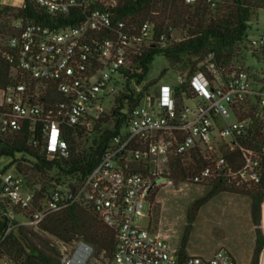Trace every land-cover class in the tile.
Instances as JSON below:
<instances>
[{"label": "built area", "instance_id": "built-area-1", "mask_svg": "<svg viewBox=\"0 0 264 264\" xmlns=\"http://www.w3.org/2000/svg\"><path fill=\"white\" fill-rule=\"evenodd\" d=\"M118 1L0 0L3 130L18 131L28 121L40 122L49 157H67L68 128L89 129L108 111L106 98L113 97L111 109L115 106L119 86L125 84L136 56L155 43L167 46L165 35L155 39L152 22L136 27L117 19ZM208 1L213 8L219 2ZM29 2L51 18H69L76 11L84 18L75 25L52 28L26 14ZM247 40L249 48L241 53L240 64L223 68L209 61L206 70L197 71L189 81L191 95L177 96L176 86L169 84L162 85L159 93L149 91L128 111L120 132L78 186L58 184L38 197L17 169L1 176L0 217L10 218L5 236L22 226L38 228L50 214L78 203L94 209L117 231L110 264H180L179 245L172 242V235L136 221L137 216L151 218L154 190L163 182L173 183L168 178L173 153H198L205 161L191 182H182L185 186L214 180L236 187L264 182V69L249 67L244 54L249 50L257 59L264 58V32L258 41L248 36ZM185 97L198 99L194 110L185 104ZM226 152L240 153V166ZM146 202L149 214L143 212ZM57 242L61 264L100 263L94 246L80 237ZM263 259L264 252L259 264ZM0 264L14 262L0 259ZM184 264H237V260L220 247L210 256L189 254Z\"/></svg>", "mask_w": 264, "mask_h": 264}, {"label": "trees", "instance_id": "trees-1", "mask_svg": "<svg viewBox=\"0 0 264 264\" xmlns=\"http://www.w3.org/2000/svg\"><path fill=\"white\" fill-rule=\"evenodd\" d=\"M261 9H264V0H219L214 8L208 0H197L192 4L186 3V0H119L114 10L117 19L128 20L136 27L146 21L152 22L155 39L165 35L167 46L161 47L155 43L141 56H136L134 65L126 71L125 87L117 97L112 113L105 112L94 121L91 132L95 135L90 146L82 147L80 141V137L89 130L71 127L64 135L69 145V156L56 154L51 158L42 124L28 121L18 131L3 130L0 127V158L22 155L16 169L28 180L27 187L38 197L46 196L58 184L78 186L100 162L111 140L128 119V111L138 106L149 92L151 85L142 84L156 55L163 53L170 68L183 66L187 76L176 86V94L191 95L190 78L197 71L206 70L209 61L223 68H230L239 61L243 50L249 48L247 32L253 16ZM26 14L52 28L75 25L84 18L81 11L73 12L69 18H51L34 2H29ZM175 30L184 34L179 41L173 40ZM226 153L230 160H239L240 166V153ZM204 165L205 161L198 153H173L168 178L176 185L191 182ZM138 170L148 171L144 167ZM36 180H39L40 188ZM206 186L210 190L188 208V227L179 245V263L184 264L189 255V237L200 210L217 195L229 192L243 194L251 199V216L256 227L251 264H259L264 252V182L236 187L222 180H214ZM9 221V217H0V259H8L14 264H61L60 249L43 234L55 236L65 243L80 237L94 246L101 261L107 260L110 264L114 257L117 231L106 225L94 209L84 208L78 203L50 214L40 224L38 232L22 226L18 231L14 230L5 236Z\"/></svg>", "mask_w": 264, "mask_h": 264}, {"label": "rangeland", "instance_id": "rangeland-1", "mask_svg": "<svg viewBox=\"0 0 264 264\" xmlns=\"http://www.w3.org/2000/svg\"><path fill=\"white\" fill-rule=\"evenodd\" d=\"M264 32V9L258 10L252 19V28H249L247 35L253 42L258 41ZM184 34L180 30L173 32V40H181ZM244 54L248 60V66L254 70L264 69V58L257 59L249 50ZM241 61L235 64H240ZM168 69L165 73L163 71ZM187 76V71L182 65L176 68H170L165 55H156L150 71L144 80L143 85L149 83V91L159 93L164 84L177 86L181 84ZM125 84L119 86L123 91ZM119 96V95H118ZM113 97L106 98L105 107L108 109L106 114H111V105ZM185 104L194 110L198 99L185 97ZM157 111L159 107L157 106ZM230 120H234L233 117ZM94 121L84 136L80 137L82 147H88L92 144L95 133ZM218 135V133L216 134ZM230 140V138H227ZM22 158L21 154L15 157L4 156L0 158V177L10 173H16L17 161ZM29 179V178H28ZM28 181V180H26ZM38 181V187L41 184ZM210 187L202 184L185 186L163 182L152 194V212L150 217L137 216V223L145 228L150 224L156 230H162L166 234L172 235V242L180 245L188 227L187 212L189 206L198 198L204 196ZM9 206V205H8ZM11 207V206H10ZM149 204L146 202L143 212L149 214ZM2 213V210L0 211ZM22 219L23 217H20ZM152 221V223H151ZM262 229L264 231V209ZM19 229H16L18 231ZM30 231L38 232L39 227L29 228ZM42 234V233H40ZM46 235L58 247V238L50 234ZM256 227L253 224L251 216L250 197L238 193H221L208 202L199 212L189 237L188 246L191 252L204 256L212 255L218 248L224 247L232 252L237 260V264H249L252 251L255 249ZM254 253V252H253ZM252 262V261H251ZM99 264H109L107 260ZM251 264V263H250ZM264 264V259L263 263Z\"/></svg>", "mask_w": 264, "mask_h": 264}, {"label": "water", "instance_id": "water-1", "mask_svg": "<svg viewBox=\"0 0 264 264\" xmlns=\"http://www.w3.org/2000/svg\"><path fill=\"white\" fill-rule=\"evenodd\" d=\"M249 28H252V25H250ZM154 104H155V96H152V97H151L152 113H154V108H153Z\"/></svg>", "mask_w": 264, "mask_h": 264}, {"label": "crops", "instance_id": "crops-1", "mask_svg": "<svg viewBox=\"0 0 264 264\" xmlns=\"http://www.w3.org/2000/svg\"><path fill=\"white\" fill-rule=\"evenodd\" d=\"M253 252H254V251H252L251 258H250V263H251L252 258H253ZM188 253H189V254H197V253H195V252H191L189 246H188ZM250 263H249V264H250Z\"/></svg>", "mask_w": 264, "mask_h": 264}]
</instances>
